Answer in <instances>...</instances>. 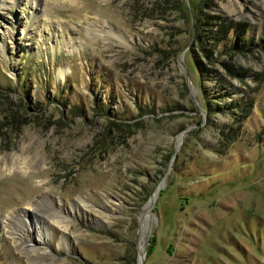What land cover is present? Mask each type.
I'll return each instance as SVG.
<instances>
[{
    "label": "rangeland",
    "instance_id": "obj_1",
    "mask_svg": "<svg viewBox=\"0 0 264 264\" xmlns=\"http://www.w3.org/2000/svg\"><path fill=\"white\" fill-rule=\"evenodd\" d=\"M22 151L0 264H32L16 214L35 264H264V0H0V156Z\"/></svg>",
    "mask_w": 264,
    "mask_h": 264
},
{
    "label": "bare ground",
    "instance_id": "obj_2",
    "mask_svg": "<svg viewBox=\"0 0 264 264\" xmlns=\"http://www.w3.org/2000/svg\"><path fill=\"white\" fill-rule=\"evenodd\" d=\"M23 153L24 152L22 151L20 154H17V155L12 154L10 157H8V156L1 157L0 156V167H2L1 165H5L6 166L7 163H11V164H13V163L16 164L17 163V166H18L17 168L18 169L22 168V167H24V169H26L28 167H31L32 164H37V165H39L41 167L42 163L40 161L39 162L35 161V159L32 158V157H25V156H23ZM27 158H29V159H27ZM157 192H158V190L156 188V190L154 191V193L152 194L151 198L148 200V202L146 204V210L144 211V213H141L142 214V227H141V242L139 243L141 257L143 256V253H144V247H143L144 233H145L146 227H148V224L151 222L150 221V211L149 210H150L151 206L153 205L154 200L156 199ZM77 200H80V198L78 197ZM26 204H28V209H31V208L35 209L38 213H40L44 217L50 219L53 223H56L57 226L62 230V232L65 233V230L67 229V226L69 224L67 223V221H65V219L62 217V215H60L58 213H56L54 215H51L50 213L42 212L39 209V205H37L34 202H29V203L27 202ZM57 214H58V216H57ZM14 221L19 226H26V227H28L29 230H32V232L33 231L36 232L37 236L41 237L40 241H38L39 243H45V242L48 243L47 240L49 238L47 237L46 233H43V235H42V232H43L42 225H40V226L36 225V224L29 225L30 222L26 225L25 220L22 219L21 216L18 215V214H16V217L14 216ZM48 222L49 221H47V223ZM24 230L28 231L26 228H24ZM14 232H15V229L10 231V233H14ZM16 236L15 237L13 236V237H14V240H15L17 246L22 248V250H24V252L27 253V257H28L29 261H31L32 264H35V259L32 258V256L33 257L35 255L39 256L42 253L41 250L33 242L34 240L36 241V239H38V237L35 238L34 236H32V238H30V240H23L22 241V239H19V237H16ZM61 238L64 239V236L62 235ZM38 256L36 258H38Z\"/></svg>",
    "mask_w": 264,
    "mask_h": 264
},
{
    "label": "trees",
    "instance_id": "obj_3",
    "mask_svg": "<svg viewBox=\"0 0 264 264\" xmlns=\"http://www.w3.org/2000/svg\"><path fill=\"white\" fill-rule=\"evenodd\" d=\"M200 1H198L196 3V8H197V11L196 12H191L190 14L192 15L191 16V25H192V34L195 38V40L198 42V46H199V49L201 48V50L203 51V53L207 56V51L206 49H204V47L202 46L203 45V37H201V34L200 32L197 31V28H198V24L201 22V19H200V14L201 13V9H200V5H199ZM203 3V2H202ZM182 11L183 12H186V14L188 15L189 14V11L188 9H186L185 6H182ZM244 46L245 44L242 43V42H239V41H234L232 40L229 45H226V48L223 49V52L224 53H227L228 57L231 56L232 53L234 52H237V51H245L244 49ZM194 65H196V67L199 68V66L197 64L194 63ZM76 107V106H75ZM77 109V107H76ZM115 125L117 123H114ZM152 252V250H151Z\"/></svg>",
    "mask_w": 264,
    "mask_h": 264
},
{
    "label": "water",
    "instance_id": "obj_4",
    "mask_svg": "<svg viewBox=\"0 0 264 264\" xmlns=\"http://www.w3.org/2000/svg\"><path fill=\"white\" fill-rule=\"evenodd\" d=\"M182 134H183V132H182Z\"/></svg>",
    "mask_w": 264,
    "mask_h": 264
}]
</instances>
